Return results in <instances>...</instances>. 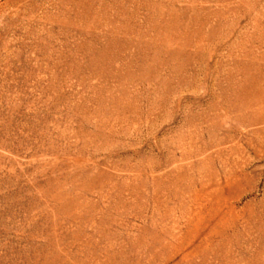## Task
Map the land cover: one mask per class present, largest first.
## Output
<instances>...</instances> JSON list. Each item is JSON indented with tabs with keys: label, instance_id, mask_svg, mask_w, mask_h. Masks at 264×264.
Here are the masks:
<instances>
[{
	"label": "rangeland",
	"instance_id": "1",
	"mask_svg": "<svg viewBox=\"0 0 264 264\" xmlns=\"http://www.w3.org/2000/svg\"><path fill=\"white\" fill-rule=\"evenodd\" d=\"M0 264H264V0H0Z\"/></svg>",
	"mask_w": 264,
	"mask_h": 264
}]
</instances>
